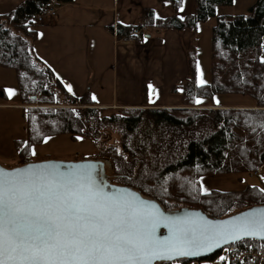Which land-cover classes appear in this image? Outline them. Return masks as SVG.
Instances as JSON below:
<instances>
[{"label": "trees", "instance_id": "16d2710c", "mask_svg": "<svg viewBox=\"0 0 264 264\" xmlns=\"http://www.w3.org/2000/svg\"><path fill=\"white\" fill-rule=\"evenodd\" d=\"M51 1L24 0L0 15V67L17 75L27 125L26 139L14 141L18 164L8 169L37 163L33 148L47 138L67 136L77 142L85 137L94 144L95 155L38 162H102L108 184L137 191L171 212L200 209L211 218L223 219L264 207V190L258 186L204 193L199 185L204 176L254 175L264 167V0H256L242 15L218 14L219 8L231 7L235 0H195V12L185 16L180 15L185 0H158L171 4L175 14L162 19L154 9L144 8L136 24L109 25L118 40L140 43L153 29L196 31L216 19L211 31V82L199 83L197 49L192 45L189 76L172 88L183 98V107L127 108L109 114L89 90L81 96L71 93L36 54V17ZM73 1L57 0L60 6ZM136 30L143 31L141 36H133ZM226 95L250 97L255 107L197 108V101L214 104ZM0 97L7 98L2 89ZM233 246L264 247V242L243 240ZM221 253L197 263L215 261Z\"/></svg>", "mask_w": 264, "mask_h": 264}, {"label": "snow or ice", "instance_id": "6c2138e0", "mask_svg": "<svg viewBox=\"0 0 264 264\" xmlns=\"http://www.w3.org/2000/svg\"><path fill=\"white\" fill-rule=\"evenodd\" d=\"M93 168L0 170V264H153L230 240L264 239V210L157 239L159 214L142 211V202L106 197Z\"/></svg>", "mask_w": 264, "mask_h": 264}, {"label": "crops", "instance_id": "0c3cea01", "mask_svg": "<svg viewBox=\"0 0 264 264\" xmlns=\"http://www.w3.org/2000/svg\"><path fill=\"white\" fill-rule=\"evenodd\" d=\"M23 1L0 0V15L10 12ZM144 8L154 9L157 17L162 19L175 14L171 4H160L158 0H74L61 5L55 19L38 26L35 52L71 93L81 96L89 90L101 109L181 108L183 98L173 94L172 88L189 76L188 50L192 45L197 49L200 80L208 57L211 60V52L208 54L206 49L211 42L212 29H203L204 24L196 31L153 29L140 43L118 40L107 29L117 23L136 24ZM194 12L195 0H185L180 15ZM12 72V69L0 67V76L4 77H0V85L5 84V78L11 77ZM213 105L221 108L255 107L200 101L197 108ZM0 106L5 108L4 103ZM0 116V147H5L2 136L5 113ZM263 168L258 170L257 176L263 174Z\"/></svg>", "mask_w": 264, "mask_h": 264}, {"label": "rangeland", "instance_id": "374dc122", "mask_svg": "<svg viewBox=\"0 0 264 264\" xmlns=\"http://www.w3.org/2000/svg\"><path fill=\"white\" fill-rule=\"evenodd\" d=\"M255 2L256 0H235L234 4L231 7L219 8L218 14L242 15L247 13V10ZM49 21L50 19H47L43 24ZM215 24L216 19H211L202 27L203 29L205 28L211 31ZM210 44L211 42H209L208 49H206V52H208V54L211 52ZM210 67L211 60L210 57H208L206 70L201 71L199 82H211ZM13 73L15 74V76ZM1 78L3 79L4 77ZM0 89H2L7 97L5 100H2L0 97V104H5V108H0V113H5V125L2 134V136L4 135L5 139V147H0V163L3 166L10 167L18 164V157L14 149V141L26 139L27 137V125L24 116L26 106L22 105L20 101L17 75L15 72H12L11 77L5 78V84L2 83L0 85ZM204 102H206V104H212L207 100H204ZM215 103L226 106H249L255 104L254 100L250 97L241 95H226L217 97ZM110 111L117 110H107L106 114H109ZM1 123L2 121L0 116V130L2 129ZM33 151H35V155L32 156V159L37 162L47 159L76 160L78 157H89L96 154V148L88 138L83 137L77 142H73L67 136L47 138L41 145L34 147ZM258 174L259 172L257 171L254 175L224 174L204 176L199 179V185L204 193L211 190L240 191L248 185L258 186L264 190V170L262 175L257 176ZM225 256L226 254L224 252L223 255H221L215 261L204 262L202 264H230L229 261H226ZM191 264L199 263L193 262Z\"/></svg>", "mask_w": 264, "mask_h": 264}, {"label": "water", "instance_id": "95a60500", "mask_svg": "<svg viewBox=\"0 0 264 264\" xmlns=\"http://www.w3.org/2000/svg\"><path fill=\"white\" fill-rule=\"evenodd\" d=\"M88 165L94 166V168L92 169V179L95 181V187L100 189L106 197H111V198L123 197L137 202H142L143 205L145 206L142 209V211L155 212L159 214L160 222L158 227L156 228V233H155L157 239H170L172 237L173 231L178 229H185V228L199 229L208 225H226L228 224V222L235 221L238 218L246 216L251 212H258L264 210V207H258L223 219L211 218L200 209L184 208L172 212L167 211L157 201L147 199L137 191L131 190L127 187H114L108 184L107 177L105 174V165L104 163L97 161L84 162V163H71L65 161H44V162H37L35 164H31L26 167L14 168V169H8L6 166L0 164V170L12 173L28 168L37 169L40 166H53L62 173H70V172H77L81 169V167ZM86 182L87 181H85V183ZM173 221H175L176 223L173 224L172 223ZM243 240H256V241L264 242V239H260L258 237L257 238L244 237L243 239L240 240H235V241L230 240L229 243H221L218 246L212 247L210 250L202 248L200 250L201 254L197 256H178L173 260H155L153 261V264L175 263L182 260H188L190 262H198L201 260L212 258L216 256L218 253L222 252L224 249L233 246L236 243H239Z\"/></svg>", "mask_w": 264, "mask_h": 264}, {"label": "built area", "instance_id": "2783aa9c", "mask_svg": "<svg viewBox=\"0 0 264 264\" xmlns=\"http://www.w3.org/2000/svg\"><path fill=\"white\" fill-rule=\"evenodd\" d=\"M59 7L60 5L57 0H52L48 7L36 17V23L40 25L47 19H55L58 15ZM142 33L143 31L136 30L133 32V36L139 37ZM261 53L264 54V47L261 49ZM224 252L226 254V261L234 264H245L248 261L264 264V247L249 246L246 248H239L230 246L224 249L221 255H223Z\"/></svg>", "mask_w": 264, "mask_h": 264}]
</instances>
